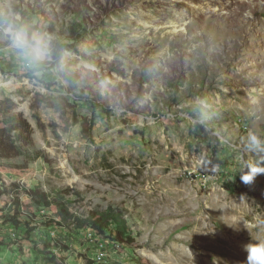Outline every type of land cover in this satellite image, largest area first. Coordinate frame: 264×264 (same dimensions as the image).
Instances as JSON below:
<instances>
[{"label":"rangeland","instance_id":"rangeland-1","mask_svg":"<svg viewBox=\"0 0 264 264\" xmlns=\"http://www.w3.org/2000/svg\"><path fill=\"white\" fill-rule=\"evenodd\" d=\"M1 19L0 101L30 143L21 155L0 124V264H44L39 240L53 238L68 264H96L94 229L25 192L67 187L81 192L70 212L124 211L133 241L102 264H246L264 244V0H0ZM17 33L43 50L24 57ZM55 63L83 92L65 91ZM201 165L215 178L197 180ZM18 195L30 236L3 224Z\"/></svg>","mask_w":264,"mask_h":264},{"label":"trees","instance_id":"trees-1","mask_svg":"<svg viewBox=\"0 0 264 264\" xmlns=\"http://www.w3.org/2000/svg\"><path fill=\"white\" fill-rule=\"evenodd\" d=\"M5 24L6 21L1 19L0 26ZM69 34H71V32H69ZM54 66L58 74L59 82L61 85H65V91L73 95H77V92H83L82 89L78 88L80 79V74L78 72L65 65L59 66L58 63H55ZM95 99H99V94L98 96H92V99L88 98V101H95ZM0 103L3 110L0 124L3 125V127H7L8 130L14 134L15 140L19 143L17 146L18 150L21 155H24V149L28 143H30V124L21 113L15 112V103L11 99L3 98ZM94 104L93 107L98 105V103ZM75 122H77V119H75ZM38 156L39 155L36 153L33 158H37ZM25 192L30 197L33 206L48 207L56 203H61L62 210L58 211L56 215L59 217V222L64 226L73 225L79 229L83 227H92L101 235H106L108 231H114V235H112V233L109 235L123 245H128L133 241L129 227L124 218V211L117 206L108 204L104 208L94 207L90 209L87 214L80 215L75 212H70L68 208L70 204L73 203L72 196L81 197V192L77 190H72L67 187L62 190L54 191L52 195L47 198H43L36 189H27ZM12 203L15 206L14 212L3 217V224H9L16 229H23L27 233V236H30V233L35 229V225H31L35 220L33 214L30 211L21 214L24 203L20 200L19 195L12 200ZM39 243L44 245L43 249L36 250L39 254L44 256V264H68L50 250L53 246H59L62 249L66 248L67 246L64 245L62 239L53 238L49 240H39Z\"/></svg>","mask_w":264,"mask_h":264},{"label":"built area","instance_id":"built-area-1","mask_svg":"<svg viewBox=\"0 0 264 264\" xmlns=\"http://www.w3.org/2000/svg\"><path fill=\"white\" fill-rule=\"evenodd\" d=\"M193 175L202 183H205L210 178H215V174L209 169L207 170L203 165L199 166L198 169L193 172ZM86 233L90 243H92L94 247L93 252H91V257L87 258L96 264H102L106 260L111 259L112 255L123 245L109 235L110 233L114 235V231H108L106 235H101L95 230L94 232L86 231Z\"/></svg>","mask_w":264,"mask_h":264},{"label":"clouds","instance_id":"clouds-1","mask_svg":"<svg viewBox=\"0 0 264 264\" xmlns=\"http://www.w3.org/2000/svg\"><path fill=\"white\" fill-rule=\"evenodd\" d=\"M15 39L21 54L26 58L36 56L43 50L41 44L27 34L17 33ZM255 174L245 176L242 181L246 184L251 183ZM246 252V264H264V244L249 245L246 247Z\"/></svg>","mask_w":264,"mask_h":264}]
</instances>
